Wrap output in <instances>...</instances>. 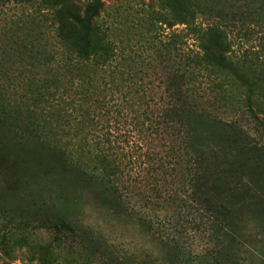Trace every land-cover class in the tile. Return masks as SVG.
<instances>
[{"label":"trees","instance_id":"1","mask_svg":"<svg viewBox=\"0 0 264 264\" xmlns=\"http://www.w3.org/2000/svg\"><path fill=\"white\" fill-rule=\"evenodd\" d=\"M78 1L81 11L67 16L61 3L39 1L51 5L54 39L40 29L38 37L12 34L14 45L0 48V140L38 142L96 193L102 207L135 218L146 234L158 236L167 264H237L226 238L239 235L243 214L264 215V188L238 160L249 154L257 167L264 165V143L245 119L264 122V57L235 55L233 34L257 32L264 50V0H150L136 10L142 34L135 39L130 25L126 35L114 34L119 8L104 0ZM177 25L182 28L166 39L159 34L162 26ZM157 77L162 91L153 93ZM212 109H230L233 117L217 118ZM200 118L224 124L225 137L209 145L194 142L193 122ZM135 130L143 142L164 137L163 152L128 148L125 142H138ZM2 169L0 163V249L8 259L1 264H15L18 247L34 246L29 233L11 228L16 222L20 230L27 218L7 203ZM167 173L172 183L166 190L158 179L153 184L152 175ZM30 199L40 205L39 196ZM150 201L195 213L196 227L207 234L203 249L185 244L171 218L146 209ZM52 227L80 234L64 218ZM53 245L41 244L46 255L30 261L54 263L47 258Z\"/></svg>","mask_w":264,"mask_h":264},{"label":"rangeland","instance_id":"2","mask_svg":"<svg viewBox=\"0 0 264 264\" xmlns=\"http://www.w3.org/2000/svg\"><path fill=\"white\" fill-rule=\"evenodd\" d=\"M39 1L41 0H0V48H10L14 45L10 40L12 34L25 37L26 33L31 32L34 35L37 34L32 37H38L43 30L51 40L55 38L52 10L48 9L51 5L42 6ZM104 1L108 6H113L112 9L119 8L120 10L118 20L121 22L117 21L113 25L114 34L126 35L123 31L126 25H130L131 38H140L139 34L142 33H139L137 23L142 14L136 10L148 4L150 0ZM78 2V0H51L53 6L62 4L64 16L81 11ZM42 8L45 13H41ZM112 9L108 12L112 13ZM104 14V20L109 22L111 18L108 13ZM127 14L131 15L125 24ZM181 28V25L173 29L162 26L158 31L166 39L167 36L164 34ZM146 37H149V34ZM233 37L235 40L233 48L238 57L246 56L248 60L257 56L264 57L261 36L257 32L248 31L240 33L239 36L236 33ZM189 43L193 45L192 40ZM155 79L153 93L161 92L163 81H160L158 77ZM212 111L217 118L233 117L230 109L229 111L212 109ZM261 118L264 121V116L261 115ZM245 119L248 122H245L247 127L253 135L255 134L257 141L264 143V122L260 125L254 118L245 117ZM193 124L196 137L194 142L199 144L209 145L222 140L226 135L223 128L225 125L222 123L215 124L200 118L196 119ZM141 134L135 130V140ZM163 138L158 136L157 139L148 142H143L140 138L138 142H125L124 144L128 148L135 145L134 150L141 147L143 151L148 149L163 152V145L160 143L165 142ZM3 140H0V163L3 166L1 180L4 196L16 213L27 218L26 223H18L20 230H16V222L11 228L18 234L29 233L34 246L29 250L26 247H18L12 255L17 257V260H14L15 264H37L32 263L30 259L46 255L47 252L41 246L46 242L54 244L53 251L47 254L50 262L52 260L54 262L50 264H132L134 260L144 262L142 264H167L165 259L167 248L158 236L146 234L135 218L115 215L102 207L97 201L96 193H93L79 176L68 172L56 156L47 155L38 142L26 144L22 142L21 144V142L4 137ZM238 160L246 172L253 174L257 185L264 188V165L261 168L257 167L249 154L240 155ZM139 172L140 170L137 169L134 174L137 175ZM155 174L151 177L152 181L153 178L158 179L159 187L166 190L169 187L168 182L172 183V178L168 173L163 176ZM155 182L153 181L154 185H156ZM34 195L39 196L40 205L33 206L30 197ZM230 196L233 202H237L238 198L234 194ZM43 201H46V204H43ZM146 209L160 217L171 218L172 224L179 225H177V233L180 235L178 237L185 244L196 247L199 251L203 249L207 242V234L203 228L196 227L195 224L200 221L195 213L192 215L185 211L176 213L175 210L179 209L168 201H150ZM243 215L246 217L239 227V235L228 236L227 245L236 253L237 264H264V215L256 211ZM63 218L74 223L80 234L71 233L67 229L58 231L52 227V224L58 223ZM2 252L0 249V264L4 259H8Z\"/></svg>","mask_w":264,"mask_h":264}]
</instances>
